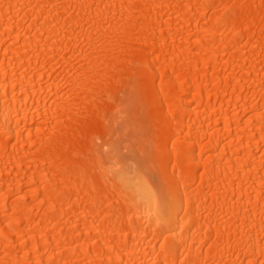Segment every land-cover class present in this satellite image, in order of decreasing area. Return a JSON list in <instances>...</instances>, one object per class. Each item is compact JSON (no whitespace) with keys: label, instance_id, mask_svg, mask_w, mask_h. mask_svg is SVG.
<instances>
[{"label":"bare ground","instance_id":"obj_1","mask_svg":"<svg viewBox=\"0 0 264 264\" xmlns=\"http://www.w3.org/2000/svg\"><path fill=\"white\" fill-rule=\"evenodd\" d=\"M0 264H264V0H0Z\"/></svg>","mask_w":264,"mask_h":264},{"label":"rangeland","instance_id":"obj_2","mask_svg":"<svg viewBox=\"0 0 264 264\" xmlns=\"http://www.w3.org/2000/svg\"><path fill=\"white\" fill-rule=\"evenodd\" d=\"M125 128H123V123H121L119 126H118V130L119 131H122V130H124ZM125 132L127 133V134H129L130 136H132L133 137V139H134V136L135 135H137V137H138V132H136V130H134V129H132V128H128L127 130H125Z\"/></svg>","mask_w":264,"mask_h":264}]
</instances>
